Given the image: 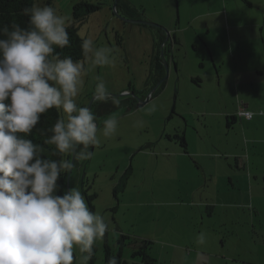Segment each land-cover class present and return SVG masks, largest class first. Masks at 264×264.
Masks as SVG:
<instances>
[{
	"label": "rangeland",
	"instance_id": "1",
	"mask_svg": "<svg viewBox=\"0 0 264 264\" xmlns=\"http://www.w3.org/2000/svg\"><path fill=\"white\" fill-rule=\"evenodd\" d=\"M82 1L102 8L79 36L116 56L113 65L87 72L76 98L100 128L109 116L119 122L113 136L101 134L89 149L90 159L77 161L70 180L111 225L95 264H105L106 241L116 252L123 236L130 264H141L132 249L142 241L152 242L149 254L159 264H264V125L228 126L244 105L264 118V0H121L132 8L124 18L159 28L120 18L114 0H36L68 25ZM162 34L178 40L164 55L169 77L138 107L153 84L151 56L162 52ZM97 77L112 95L126 93L119 107L92 102Z\"/></svg>",
	"mask_w": 264,
	"mask_h": 264
},
{
	"label": "clouds",
	"instance_id": "2",
	"mask_svg": "<svg viewBox=\"0 0 264 264\" xmlns=\"http://www.w3.org/2000/svg\"><path fill=\"white\" fill-rule=\"evenodd\" d=\"M24 14L31 30L15 22L0 28V264H90L110 222L90 210L78 188L56 193L74 161L90 159L100 135L117 132L114 115L100 128L92 108L76 102L87 72L113 65L116 56L89 36L81 39L82 60L61 59L55 49L71 47L67 17L36 0ZM97 80L92 102L119 107L126 93L114 96ZM52 109L65 115L48 129L44 144L69 159H43L40 145L17 135L31 134ZM107 264L121 261L113 255Z\"/></svg>",
	"mask_w": 264,
	"mask_h": 264
},
{
	"label": "trees",
	"instance_id": "3",
	"mask_svg": "<svg viewBox=\"0 0 264 264\" xmlns=\"http://www.w3.org/2000/svg\"><path fill=\"white\" fill-rule=\"evenodd\" d=\"M53 0H47L48 4H52ZM248 3V2H247ZM250 6L251 4L248 3ZM33 6V0H0V28L4 26H11L13 22L19 24V26L26 30H31L30 25V17L24 14V9L31 8ZM102 4L96 3L92 4L88 1H82L77 3L74 6L73 10V23L68 25V32L70 34V43L71 47L65 49H55L54 54H59L60 58L63 59L65 57H71L74 61L82 60V51H81V37L78 34L79 26L87 19V17L99 10H101ZM130 7L125 6L123 2L120 0L119 2V10L123 16L128 14L133 15ZM159 28V27H155ZM163 35V34H162ZM2 38V37H0ZM164 38V35H163ZM163 42V39L160 40V43ZM165 71L162 68L161 64L158 67V74L156 83H158L162 77L164 76ZM164 84L162 85V87ZM161 87V88H162ZM61 117L60 112L52 109L48 113L42 115L41 122L37 125V128L33 130V132L27 136L22 133H18L17 135L21 138L31 140L34 144L40 145L44 150L40 153L41 158L50 159V160H58L60 158L69 159L67 155L61 157L60 155H53L54 146L44 144V138L46 136H51L52 133L48 132V129L55 124L56 120ZM236 116H231L228 118V126L235 123ZM176 138L180 140L182 147L187 149V142L185 140L184 135H176ZM68 183V174L62 175L60 180L58 181V191L57 195H63L67 190ZM96 197V196H95ZM92 198L89 199L91 202ZM125 240H128L127 237L123 236L119 240L120 247L115 252L111 249L108 242L106 241L105 245V264H107V260L115 255L120 261L121 264H130L123 257V249L126 245ZM138 244L134 242L131 245ZM152 242L150 241H142L141 245H135L132 249V258H140L141 264H159L158 261L153 258L149 254V250L151 248ZM96 252V251H95ZM96 256L94 255L93 259L90 261V264H95ZM136 264V263H135Z\"/></svg>",
	"mask_w": 264,
	"mask_h": 264
},
{
	"label": "flooded vegetation",
	"instance_id": "4",
	"mask_svg": "<svg viewBox=\"0 0 264 264\" xmlns=\"http://www.w3.org/2000/svg\"><path fill=\"white\" fill-rule=\"evenodd\" d=\"M120 2V0H119ZM117 12L123 17V15L121 14L120 10H119V3H118V6H117ZM127 17V16H125ZM128 20H132V19H128ZM136 20V19H135ZM163 39V42L160 43L162 46V52H159L156 53L155 50H154V53L152 54L151 56V68H150V72L148 73V79L149 78H152V81H153V84H151L150 86V89L149 91L151 92V90L155 89V87L158 85V83L166 76V70H165V67H164V61H163V58L162 56L164 57V55L166 53H168L169 51H173V49L175 48V46L178 44V40L176 38H173V37H167V35L165 34L164 38ZM156 53V54H155ZM161 64L162 68L164 69L165 71V74L164 76L162 77V79L156 83V80L158 79L157 78V74H158V67L159 65ZM165 84V82H163L158 88L157 90L155 91V93L152 94L151 97H154V95L161 89L162 85ZM150 94V93H149ZM150 97V98H151ZM147 99H144V101L141 102V105H144V102L146 101ZM169 139H172L173 137L172 136H167ZM175 138H176V135H175ZM77 163V161H76ZM75 163V165H76ZM85 190V189H84ZM85 193V192H84ZM83 193V194H84ZM85 195V194H84Z\"/></svg>",
	"mask_w": 264,
	"mask_h": 264
},
{
	"label": "water",
	"instance_id": "5",
	"mask_svg": "<svg viewBox=\"0 0 264 264\" xmlns=\"http://www.w3.org/2000/svg\"><path fill=\"white\" fill-rule=\"evenodd\" d=\"M118 3H119V0H114V5H113V10L115 12V14L117 16H119L120 18H123L125 20H127L128 22L130 23H134V24H139V25H146V26H152V27H160L159 25L155 24V23H151V22H148V21H143V20H135V19H132V20H128L124 17H122L118 12H117V6H118ZM169 36V35H168ZM163 58V61H164V67H165V70H166V76L158 83V85L155 87V89L151 90L147 100L144 102V104L148 103L149 100H150V97L152 96L153 93H155V91L157 90V88L163 83V82H166V80L168 79L169 77V65L168 63L166 62V60L164 59V57L162 56ZM135 93H132V95H134ZM138 107H141V102L138 104ZM94 148V147H92ZM75 163L76 161H74V167H75ZM73 167V169H74ZM73 169L70 171V173H68V183H67V190L69 188H71V183H70V180H71V175H72V172H73Z\"/></svg>",
	"mask_w": 264,
	"mask_h": 264
},
{
	"label": "crops",
	"instance_id": "6",
	"mask_svg": "<svg viewBox=\"0 0 264 264\" xmlns=\"http://www.w3.org/2000/svg\"><path fill=\"white\" fill-rule=\"evenodd\" d=\"M250 1V4L252 5V6H254L255 5V3L254 2H252L251 0H249ZM230 19H231V17H230ZM255 26H257V24L255 23ZM244 109H247L249 106L248 105H244ZM255 112H258V111H255ZM258 113H255V116H254V118L252 119V120H247V119H245V118H239L238 119V116L236 115V121H235V123L237 122V121H239L241 124H243V126L244 125H246V126H248V125H250V126H254V127H258V126H261V125H264V118L263 117H261V115L259 114V115H257ZM233 262H234V264H256L255 262H241V261H236V260H233ZM227 264V263H226Z\"/></svg>",
	"mask_w": 264,
	"mask_h": 264
},
{
	"label": "built area",
	"instance_id": "7",
	"mask_svg": "<svg viewBox=\"0 0 264 264\" xmlns=\"http://www.w3.org/2000/svg\"><path fill=\"white\" fill-rule=\"evenodd\" d=\"M260 115H262V112L260 113ZM239 116L242 118H246L247 120H252L255 116V113L243 108Z\"/></svg>",
	"mask_w": 264,
	"mask_h": 264
}]
</instances>
